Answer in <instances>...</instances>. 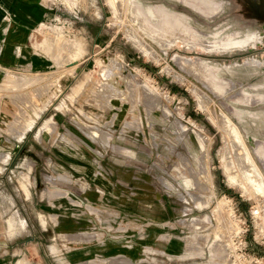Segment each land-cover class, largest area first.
Returning <instances> with one entry per match:
<instances>
[{
    "label": "rangeland",
    "instance_id": "rangeland-1",
    "mask_svg": "<svg viewBox=\"0 0 264 264\" xmlns=\"http://www.w3.org/2000/svg\"><path fill=\"white\" fill-rule=\"evenodd\" d=\"M114 1L71 0L65 9L46 3L54 22L51 30L41 24L33 41L58 65L30 74L0 66L5 264H28L19 251L30 240L49 255L44 264H264V184L249 189L252 170L259 171L253 156L264 160V143L249 150L224 110L232 112L227 97L244 104L255 98L215 77L201 64L208 58L193 53L224 44L203 43L195 31L238 32L219 21L207 34L185 13L133 0L152 20L154 6L170 14L167 22L160 15L158 30L130 14L132 0ZM183 4L207 18L219 4L215 18L224 9L222 0ZM4 31L1 24L0 48ZM119 46L146 66L130 65ZM78 67L81 75L59 95Z\"/></svg>",
    "mask_w": 264,
    "mask_h": 264
},
{
    "label": "water",
    "instance_id": "water-1",
    "mask_svg": "<svg viewBox=\"0 0 264 264\" xmlns=\"http://www.w3.org/2000/svg\"><path fill=\"white\" fill-rule=\"evenodd\" d=\"M155 2L160 3L159 0H156ZM218 6V9L209 18L200 15L181 2L177 6L176 11L193 17V19L206 27V29L202 31L209 34L211 33V27L215 26L216 23L223 18L222 16L215 18V16H218L222 5L219 4ZM222 32L223 30L219 33L216 32L215 34L204 36L195 31V37L203 41V43L213 45L223 42L224 44H221L219 49L213 51H193V53L197 54L198 58L206 57L210 59L200 58L202 63L214 69L213 75L215 77L231 81L232 83H240V85L237 86V90L255 98V102L252 104L230 101L229 97H225L226 99L224 101L232 109V112L224 109L227 116L235 124L241 137L247 143L249 150L252 151L257 142L264 143V57L260 58L256 54L257 48L264 49V36L260 35L257 38L255 35H239L237 33L222 36ZM148 43L159 54V56L172 67V69L177 72L180 71L178 65L172 61L171 56H168L166 52H163L152 42L148 41ZM119 47L125 51L130 65L137 62L144 67L146 66L144 62L137 61L134 55L126 48L123 46ZM80 71V67L75 69V73H79ZM187 78L199 87H202V85H200V83L194 78L189 76H187ZM230 93H232V91L228 94ZM235 112L239 114L241 120L244 121V125L241 126L238 119L234 117L233 114H235ZM259 113H261L260 116ZM253 159L261 172L264 181V165L256 157L253 156Z\"/></svg>",
    "mask_w": 264,
    "mask_h": 264
},
{
    "label": "crops",
    "instance_id": "crops-1",
    "mask_svg": "<svg viewBox=\"0 0 264 264\" xmlns=\"http://www.w3.org/2000/svg\"><path fill=\"white\" fill-rule=\"evenodd\" d=\"M71 0H68L70 2ZM47 0H0V25L4 26L7 33L5 43L0 48V66L5 68H21L25 74L33 72L50 71V69L58 65L54 58L42 51L35 45L33 35L37 33V28L42 24L43 28H49L54 22V10L48 9ZM73 27L77 34L82 31V21L74 15L72 19ZM49 25V27H48ZM5 33V34H6ZM26 51L32 53L36 58L32 59L26 54ZM86 58V54H85ZM85 58L79 63L81 66L85 62ZM36 60V67H33V61ZM87 60V59H86ZM82 71V68H81ZM79 73L68 74V83L59 91L68 90L76 79L81 75ZM21 259L28 264H44L49 255L41 253L37 247L38 244L34 240H30L21 244ZM30 247H34L32 250ZM31 250H30V249ZM4 255H0V264H5ZM36 258L41 259V263L36 262ZM16 264V263H15Z\"/></svg>",
    "mask_w": 264,
    "mask_h": 264
},
{
    "label": "flooded vegetation",
    "instance_id": "flooded-vegetation-1",
    "mask_svg": "<svg viewBox=\"0 0 264 264\" xmlns=\"http://www.w3.org/2000/svg\"><path fill=\"white\" fill-rule=\"evenodd\" d=\"M153 0H145L151 3ZM165 8L176 11L179 0H159ZM224 9L221 22L239 35L264 36V0H222ZM258 57H264V49L257 48ZM261 113H259V116Z\"/></svg>",
    "mask_w": 264,
    "mask_h": 264
},
{
    "label": "bare ground",
    "instance_id": "bare-ground-1",
    "mask_svg": "<svg viewBox=\"0 0 264 264\" xmlns=\"http://www.w3.org/2000/svg\"><path fill=\"white\" fill-rule=\"evenodd\" d=\"M110 1H112L111 3L113 4V5H111V6H115L114 4L116 3L114 0H110ZM180 2H187V1H194V0H179ZM129 6H130V9H129V12H130V14L132 13V14H135V13H139V14H137V15H140V16H142L143 17V21H145L149 26H151L152 28H154V29H157L158 28V26H157V24H159V25H164V24H162V19H161V14H162V17H164V18H166V19H164L165 20V22H167L168 21V19L169 18H171V17H169V15L170 14H168L165 10H163V9H161V8H159V7H157V6H154L153 8H152V10H151V13H152V16L154 17V20H152V19H150V17L148 16V14L143 10V9H141V8H139V6L138 5H136L134 2H133V0L129 3ZM113 9H114V7H112ZM195 8V7H194ZM197 10V9H196ZM115 12V11H114ZM115 14V13H114ZM133 16V15H132ZM115 17H116V14H115ZM134 18L136 17L137 18V16H136V14H135V16H133ZM140 18V17H139ZM141 19V18H140ZM174 19V18H173ZM186 19V18H185ZM179 20V19H178ZM170 22V21H169ZM166 24H170V23H166ZM187 24V23H186ZM140 27V26H139ZM163 26H161V28H162ZM171 27H173V26H171ZM141 28H142V30H143V27L141 26ZM144 28H145V26H144ZM188 28V27H187ZM148 29V28H147ZM160 29V27L158 28V30ZM157 30V31H158ZM145 31V30H144ZM159 32V31H158ZM176 32V31H175ZM149 33V32H148ZM187 33V32H186ZM152 34V33H151ZM185 34V33H184ZM190 34V33H189ZM165 35V34H164ZM166 36V35H165ZM152 37V36H151ZM153 37H154V40L156 39L155 38V36L153 35ZM167 38H168V36H166ZM166 38V39H167ZM157 39H158V37H157ZM163 39H164V37H163ZM169 40L171 39V37L169 36V38H168ZM155 42H157V40L155 41ZM180 60H182V59H180ZM201 64H203L202 62H201ZM206 66V68H210V67H208L207 65H205ZM226 118V117H225ZM224 118V119H225ZM227 119V118H226ZM227 121H228V119H227ZM219 123H221V121H218ZM227 123H229V121L227 122ZM217 124V123H216ZM223 124H226V123H222V125ZM225 126V125H224ZM219 127V126H218ZM225 127H227V125L225 126ZM230 127V126H229ZM228 127V128H229ZM233 128L235 127V126H232ZM220 128V127H219ZM226 129V128H225ZM235 129H236V127H235ZM228 130V129H227ZM227 130H225L226 132H227ZM232 130V129H231ZM230 131V130H229ZM223 132V131H222ZM237 135V134H236ZM235 135V136H236ZM241 139V138H240ZM231 140V139H230ZM235 140H236V138H235ZM234 140V141H235ZM233 140H231V142H232ZM237 141V140H236ZM234 143V142H233ZM240 143V142H239ZM236 144H238V143H236ZM242 144H243V142H242ZM239 145V144H238ZM262 146V145H261ZM239 149V148H238ZM240 150V149H239ZM242 151V150H241ZM255 152V151H254ZM253 152V153H254ZM246 153V152H245ZM260 153V152H259ZM244 154V153H243ZM241 155H242V153H241ZM241 155H238V156H240V158H241ZM237 156V157H238ZM257 158V157H256ZM237 159V158H236ZM251 159V158H250ZM243 160V159H242ZM240 161H241V159H240ZM247 161V160H246ZM264 161V160H263ZM262 161V162H263ZM236 162H237V160H236ZM238 162H239V159H238ZM242 162V161H241ZM248 163V161L246 162V164ZM251 163H252V161H251ZM238 164H240V163H237L236 164V166L238 167ZM242 164H245L244 163V160H243V163ZM241 164V165H242ZM241 165H239V168H238V170L240 169V166ZM247 165H249V163L247 164ZM250 166V165H249ZM253 166H254V164H253ZM241 167H243V165L241 166ZM251 167V166H250ZM244 168V167H243ZM242 168V170L244 171V169ZM254 169V168H253ZM241 170V169H240ZM241 170V171H242ZM245 170H248V168H246ZM249 171H251V170H248V172L247 173H249ZM252 172L253 173H251V174H253V181L251 182L250 180H248V178L246 179L247 180V182L248 183H246V184H249L250 182L252 183H250L249 185V189L250 190H254L255 189V187H256V189L258 190V191H260V188L261 187H263V182H262V175H261V173L255 168L254 170H252ZM246 174V173H245ZM243 175V174H242ZM247 175H249V174H247ZM246 175V177H248ZM254 175L256 176V177H254ZM250 177H251V175H249ZM250 179V178H249ZM250 181V182H249ZM251 185L254 187V189L252 188L251 189ZM255 189V190H256ZM254 190V191H255ZM262 190V189H261ZM264 190V189H263ZM253 192V191H252ZM257 192V191H256ZM256 192H254V193H256ZM260 193L258 192V195H259ZM255 195V194H254ZM258 195H255V196H258ZM263 196H264V194H263ZM258 198V197H257Z\"/></svg>",
    "mask_w": 264,
    "mask_h": 264
},
{
    "label": "built area",
    "instance_id": "built-area-1",
    "mask_svg": "<svg viewBox=\"0 0 264 264\" xmlns=\"http://www.w3.org/2000/svg\"><path fill=\"white\" fill-rule=\"evenodd\" d=\"M50 4L54 5L58 3V5L62 6V9H65V4L67 3L68 0H47ZM57 8V7H56ZM235 213V212H234Z\"/></svg>",
    "mask_w": 264,
    "mask_h": 264
},
{
    "label": "trees",
    "instance_id": "trees-1",
    "mask_svg": "<svg viewBox=\"0 0 264 264\" xmlns=\"http://www.w3.org/2000/svg\"><path fill=\"white\" fill-rule=\"evenodd\" d=\"M171 89H172L173 92H175V91H174V90H175L174 88H171ZM234 196H235V195H232V197H234Z\"/></svg>",
    "mask_w": 264,
    "mask_h": 264
}]
</instances>
